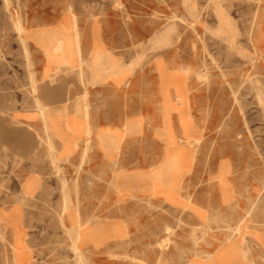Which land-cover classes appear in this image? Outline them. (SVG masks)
Here are the masks:
<instances>
[{
    "label": "rangeland",
    "instance_id": "1",
    "mask_svg": "<svg viewBox=\"0 0 264 264\" xmlns=\"http://www.w3.org/2000/svg\"><path fill=\"white\" fill-rule=\"evenodd\" d=\"M65 2L0 0V113L35 105L40 52L21 39L58 25ZM73 16L83 61L68 72L83 90L70 89L66 110L100 120L116 148L93 171L89 125L79 161L45 143L33 168L41 181L23 191L10 179L28 163L0 164V214L20 213L17 225L0 223V264H16V245L29 264H264V0H116L97 21ZM92 38L129 72L120 85L95 76ZM174 169L173 198L160 184L121 186ZM76 218L114 231L77 239Z\"/></svg>",
    "mask_w": 264,
    "mask_h": 264
},
{
    "label": "crops",
    "instance_id": "2",
    "mask_svg": "<svg viewBox=\"0 0 264 264\" xmlns=\"http://www.w3.org/2000/svg\"><path fill=\"white\" fill-rule=\"evenodd\" d=\"M65 1L66 11L58 25L54 28L50 26L25 28L26 30L34 31L27 33L22 38L25 45L34 47L40 52L38 66H36V72H34V77L36 78V83L33 85L36 94L35 105L33 102V107H24L11 113H8V110L0 113L8 116L7 118H0V164L6 163L11 168H15V165L21 166L22 162L29 165L27 171L18 169L12 172V174H17L18 176H12L10 182L16 183L18 189L21 191H23V186L26 183L27 188L30 190L34 188L36 182L41 181L38 174L43 171L33 168H35L34 164L37 163L38 159L36 153L45 148V143L51 145L49 147L55 148L57 159L63 160L77 154L79 161L86 152L83 143L86 141L87 137H85V133L88 132L89 128L84 129V127L89 125L93 141V171H96L98 168V165L95 164L99 163L101 152L103 151L109 159H112L113 150L116 148V145L114 144L113 146L112 143L116 142L117 139L112 137L111 132L105 131L106 129L100 130L102 126L100 120L93 118L91 121L88 120L86 122L84 118H78L73 114H69L66 110L69 93H71L70 89H76L80 94H82V91H79V89L83 90L81 86L83 82L80 79V75L78 74L76 77L68 72L69 69L78 67L81 61H83L82 56H80V48H76L79 46V39H73L72 43L74 44L68 41L70 40L68 12L70 11L77 20L87 18L94 22L111 11L116 0ZM92 41L94 48L91 53L90 66L94 70L95 76L101 82L110 81L108 84L111 85L112 83L115 85L123 83L129 72L121 68L118 62L102 47L100 39L94 40L92 38ZM0 102L2 101L0 100ZM7 109L10 108L8 107ZM53 117H55V120ZM75 143H78V145H75ZM21 173H25L27 176L22 177V179ZM148 179L149 177L144 176L143 173H139V175H127L122 179L121 186L125 190L143 189L148 184ZM8 213L13 215L9 223H12L14 226L15 224L17 225L20 220L19 211L14 210ZM80 220L83 221L84 219L80 218ZM103 230H105V234L102 232ZM113 231V227L110 230L102 227L100 222L95 221L91 223L88 221L81 229L80 236L83 240L91 238L93 241L97 239L98 242L102 236L108 235V233L110 234Z\"/></svg>",
    "mask_w": 264,
    "mask_h": 264
},
{
    "label": "bare ground",
    "instance_id": "3",
    "mask_svg": "<svg viewBox=\"0 0 264 264\" xmlns=\"http://www.w3.org/2000/svg\"><path fill=\"white\" fill-rule=\"evenodd\" d=\"M10 5V4H9ZM9 7V6H8ZM19 8V7H18ZM9 12V11H8ZM74 17V16H73ZM10 20V19H9ZM26 20V19H25ZM74 21H75V19H74ZM77 22V21H76ZM75 24H77V23H75ZM17 25V24H16ZM18 26V25H17ZM20 27H22V26H20ZM66 27V26H65ZM70 27V26H69ZM60 29V28H59ZM66 29V28H65ZM21 31V30H20ZM67 31V30H66ZM77 31V30H76ZM72 32V31H71ZM22 38V37H21ZM81 38V37H80ZM22 40V39H21ZM55 40V39H54ZM64 40H66V39H64ZM68 40V39H67ZM23 41V40H22ZM68 41H70V40H68ZM24 42V41H23ZM66 42V41H65ZM26 43V42H25ZM72 44H74V43H72ZM41 45V44H40ZM66 45V44H65ZM73 46V45H72ZM44 48V47H43ZM64 48H65V46H64ZM78 48V47H77ZM79 49V48H78ZM74 51V50H73ZM75 52V51H74ZM80 53V52H79ZM29 54V53H28ZM74 54H76V53H74ZM73 54V55H74ZM65 55V54H64ZM80 56H81V54H80ZM81 60V59H80ZM201 61V60H200ZM205 61V60H204ZM213 61V60H212ZM68 62V61H67ZM159 62H161V61H159ZM72 63V62H71ZM82 65V64H81ZM193 67V66H192ZM52 68V67H51ZM53 69V68H52ZM161 69H162V67H161ZM59 70V69H58ZM176 71V70H175ZM220 71V70H219ZM54 72V71H53ZM106 72V71H105ZM160 72V71H159ZM33 73V72H32ZM51 73V72H50ZM98 75H100V74H98ZM208 79V78H207ZM161 80V79H160ZM162 84V83H161ZM170 86V85H169ZM237 90V89H236ZM37 99V98H36ZM39 101V100H38ZM169 102V101H168ZM172 105V104H171ZM42 108V107H41ZM92 108V107H91ZM168 109H169V107H168ZM175 109V108H174ZM88 110V109H87ZM169 110H171V108L169 109ZM84 111L86 112V107L84 108ZM165 111V110H164ZM173 111V110H172ZM74 112V111H73ZM167 112H169V111H167ZM34 113V112H33ZM170 113V112H169ZM62 114V113H61ZM165 114V113H164ZM164 114H163V117H164ZM63 115V114H62ZM69 115V114H68ZM42 116V115H41ZM44 116V115H43ZM70 116V115H69ZM167 116H169V115H167ZM166 116V117H167ZM191 116V115H190ZM194 116V115H193ZM61 117H63V116H61ZM70 117H72V116H70ZM163 117H162V120H164L163 119ZM55 117H53V119H54ZM58 118H60V117H58ZM64 118V117H63ZM170 118V117H169ZM207 118V117H206ZM50 119V118H49ZM167 119V118H166ZM55 120V119H54ZM57 121V120H56ZM165 122V121H164ZM171 122V121H170ZM55 123V122H54ZM57 123V122H56ZM59 123H64V122H59ZM130 123V122H129ZM76 124H78V123H76ZM165 124V123H164ZM51 125V124H50ZM68 126V125H67ZM64 128V127H63ZM176 128V127H175ZM65 129V128H64ZM61 130V129H60ZM63 130V129H62ZM81 130V129H80ZM55 131V130H54ZM88 132H89V130H88ZM55 133V132H54ZM62 134V133H61ZM65 136V135H64ZM41 139V138H40ZM53 144V143H52ZM59 147V146H58ZM69 149V148H68ZM67 150V149H66ZM58 151V150H57ZM169 154H170V152H169ZM185 156L186 155H182V156H178V157H174V160H176V161H179L180 163L182 162V161H184L185 160ZM152 171V170H151ZM150 171V172H151ZM178 170H176V169H174V171H172V173H171V175L170 176H160V178L158 179V178H156V176H151V177H149L150 179H148V183H150L151 182V185H155V186H159V184L160 185H162L163 186V188H164V191H162V193L165 195V196H167L168 198H173V197H175L176 195H177V189H178V183L179 182H177V176H176V172H177ZM179 172V171H178ZM60 174V173H59ZM223 177V176H222ZM223 179V178H222ZM63 183V182H62ZM63 185V184H62ZM64 186V185H63ZM224 192L225 193H231L232 192V190H231V187L229 186V185H225L224 184ZM179 196H180V194H179ZM64 198V197H63ZM181 199V198H180ZM183 199H185V198H183ZM64 200H66V204L64 205L65 206V209H68V203H71L72 201H70V199H68V198H65ZM186 200V199H185ZM187 201V200H186ZM74 204V203H73ZM73 206V205H72ZM74 207H75V205H74ZM62 208H63V206H62ZM75 209V208H74ZM78 209V208H77ZM78 210H80V208L78 209ZM2 211V210H1ZM75 211V210H74ZM9 212V211H8ZM8 212H6V213H2V214H0V223H1V225L6 221H8V224L7 225H9V221L11 220V218H12V214L11 213H8ZM81 213H83V212H81ZM20 214V213H19ZM66 215V214H65ZM61 217V216H60ZM65 217V216H64ZM64 219V218H63ZM77 219V222H78V225H79V227H77V228H75V229H72V228H69V230L68 231H70L69 233L70 234H76V236H75V238H77V239H79V238H81V236H80V234H81V229L83 228V224L81 225L80 223V219L79 218H76ZM91 219V218H90ZM113 219V218H112ZM66 221V220H65ZM85 221V220H84ZM124 221V220H123ZM11 222V221H10ZM88 222V221H87ZM66 228H67V226H66ZM74 228V227H73ZM126 228V227H125ZM241 229V228H240ZM67 231V232H68ZM221 231V230H220ZM238 231V230H237ZM102 232H104V234H105V230H103ZM239 233V232H238ZM67 235V234H66ZM214 235V234H213ZM207 237V236H206ZM219 237V236H218ZM221 237V236H220ZM77 244V243H76ZM205 244V243H204ZM27 247V246H26ZM11 248V247H10ZM28 249V248H27ZM224 249V248H223ZM202 253V252H201ZM200 253V254H201ZM32 254V253H31ZM76 254V253H75ZM242 254V253H241ZM194 255H196V254H194ZM209 256H211V255H209ZM83 257V256H82ZM208 257V256H207ZM80 258V257H79ZM14 259H15V263L16 264H22L23 262H26V263H28L29 264V257L27 256V254H25V252H22L21 251V249L16 245L15 246V250H14ZM81 259V258H80ZM207 260V259H206ZM81 263V262H80ZM200 263V262H199ZM194 264V263H193ZM202 264H204V263H202Z\"/></svg>",
    "mask_w": 264,
    "mask_h": 264
}]
</instances>
